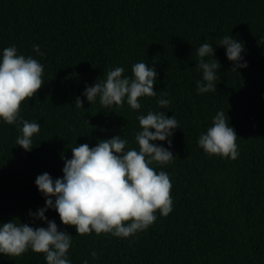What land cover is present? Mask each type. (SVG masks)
<instances>
[{"label":"trees","instance_id":"obj_1","mask_svg":"<svg viewBox=\"0 0 264 264\" xmlns=\"http://www.w3.org/2000/svg\"><path fill=\"white\" fill-rule=\"evenodd\" d=\"M0 264H264V0H0Z\"/></svg>","mask_w":264,"mask_h":264}]
</instances>
